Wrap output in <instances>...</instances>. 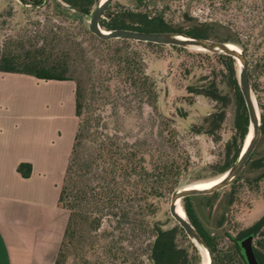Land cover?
I'll list each match as a JSON object with an SVG mask.
<instances>
[{"label": "trees", "instance_id": "obj_1", "mask_svg": "<svg viewBox=\"0 0 264 264\" xmlns=\"http://www.w3.org/2000/svg\"><path fill=\"white\" fill-rule=\"evenodd\" d=\"M19 1L22 4L31 3L32 6L43 2ZM49 1L60 11H67L62 3L73 8L76 12L72 14L77 18L88 15L99 3V0ZM148 13L122 10L109 12L110 16L106 20L100 19L98 25L105 31H174L162 21L161 13L154 17ZM207 26L202 24L177 31L234 44L245 55V49L237 38L225 37L215 29L211 30L215 35L210 36ZM83 29L98 49L88 85L80 79L72 78L68 72L66 56L57 55L46 44L47 38L55 37V31H50L36 48L20 50L5 43L0 50L2 73L23 74L42 81L74 82V116L77 123L58 195V204L66 212V222L52 264H64L69 253H74L76 258L78 256V264H144V260L149 264H201L199 251L177 224L162 228L168 219L167 213L161 210L162 204L193 170L186 151L176 138L171 120L164 116L150 118L147 130L143 128L144 132L140 136L130 140L123 136L124 132L120 128L125 117H140L144 105L155 111L157 100L154 83L145 74L141 58L133 50H128L129 44L146 47L162 45L120 39L102 40L89 33L86 26ZM169 47L185 50L176 46ZM197 55L213 58L223 68L218 85L213 84L197 93L217 99L225 90L223 97L227 95L233 100L234 106L233 135L226 143L220 160L206 167L210 177L216 178L231 167L241 150L247 135L248 118L238 88V66L235 61L221 54ZM246 75L255 93V84L252 81L250 84L247 71ZM106 106L111 110L109 117L113 127L110 131L101 117V111ZM259 111L260 138L234 180H243L244 187L255 193L259 192L264 182L263 105H259ZM223 115V107H220L203 122L206 126L203 133H209L213 140L217 138L207 127L211 125L217 129ZM100 122H103L102 127ZM16 170L22 177H27L30 169L29 165L20 164ZM227 187L231 188L232 184ZM222 189L207 195L182 198L180 206L187 221L208 245L212 264H250L248 259L240 255L238 247V242L247 237H253L250 244L254 246L255 258L259 264H264V231H261L264 218L237 236L220 229L224 210L235 201L232 191L217 202L215 212L218 214L212 227L206 228L196 215L192 200L207 198L211 201L208 205H211ZM102 222L106 223L104 228H101ZM223 237L227 238L229 245L219 247L218 240ZM255 238H258L256 246ZM88 240H91L90 247L84 250L85 244L88 248ZM88 253H91L90 258L85 256Z\"/></svg>", "mask_w": 264, "mask_h": 264}, {"label": "rangeland", "instance_id": "obj_2", "mask_svg": "<svg viewBox=\"0 0 264 264\" xmlns=\"http://www.w3.org/2000/svg\"><path fill=\"white\" fill-rule=\"evenodd\" d=\"M226 2L227 0H146L137 3L134 0H112L106 13L118 10L149 12L151 17L161 13L162 21L174 31L188 30L205 24L208 25L206 28L210 36L215 35V32L211 31L215 29L222 32L225 37L237 38L245 49L247 72L250 84L251 81L255 84L256 92L253 93L257 106H264V0ZM62 5L65 6L63 3ZM67 11L57 10L49 0H43L38 6H32L31 3L22 4L19 0H0V50L5 43L12 44L20 50L36 48L40 45L39 41L50 31H55L57 33L55 37L47 38L46 44L57 55L66 56L68 72L72 78L80 79L88 85V77L94 70L95 54L98 53V49L83 29L85 26L87 28V19L77 18L72 14V10ZM100 29L104 30L101 27ZM184 49L175 50L167 45L146 47L129 44L128 50H133L136 56L141 58L145 74L154 83L157 100L155 111L144 105L140 117L127 116L122 126L120 124L123 136L130 140L140 136L144 132L143 128L147 130L150 118L164 116L171 120L176 138L186 151L190 167L193 168L178 187L206 183L215 179L210 177V171L206 167L220 160L225 152L226 143L233 135V100L227 95L223 97L225 90L217 99L197 93L213 84L218 85L223 68L213 58L197 55L208 54L206 52L193 48ZM69 82L72 86L71 100L74 105V82ZM49 88L45 87L46 96ZM59 89L63 101L66 96L65 88ZM57 95L58 90H52L48 96ZM220 107H223L224 115L218 128H212L211 125L207 127L217 138L213 140L209 133H203L206 131L203 122ZM66 112L67 106L62 107V113ZM109 112L111 110L106 106L101 111V117L110 131L113 126ZM100 126H103V122H100ZM242 182L243 180L233 181L231 188L222 189L215 200H212L211 205H208L210 199L207 198L192 200L194 211L206 228L216 223L217 202L230 191L234 193L235 201L224 210L220 228L223 232L237 236L253 228L264 218V182L256 193L246 189ZM169 196L161 208L168 215L167 222L162 226L164 229L176 224L168 214ZM200 205L210 208H203ZM181 210L183 212L182 207ZM183 215L185 217L184 212ZM105 226L106 223L102 222L101 228ZM261 231H264V224ZM257 239L254 241L255 246ZM90 241L88 240V248L85 244L84 250L89 249ZM218 243L219 247L229 245L226 237L218 240ZM85 256L90 258L91 253ZM78 263V256L76 258L74 253H69L64 264ZM144 264L149 262L144 260Z\"/></svg>", "mask_w": 264, "mask_h": 264}, {"label": "crops", "instance_id": "obj_3", "mask_svg": "<svg viewBox=\"0 0 264 264\" xmlns=\"http://www.w3.org/2000/svg\"><path fill=\"white\" fill-rule=\"evenodd\" d=\"M45 87L58 95L46 96ZM71 93L69 81L0 72V264L53 263L66 222L58 195L76 129ZM20 164L29 165L27 177Z\"/></svg>", "mask_w": 264, "mask_h": 264}, {"label": "water", "instance_id": "obj_4", "mask_svg": "<svg viewBox=\"0 0 264 264\" xmlns=\"http://www.w3.org/2000/svg\"><path fill=\"white\" fill-rule=\"evenodd\" d=\"M111 1L112 0H104L103 2H101L100 0L99 3L93 8V10L88 15H82L87 19V29L89 33L93 34L95 37L102 40L120 39L135 42L152 43L157 45L176 46L181 48H193L195 50L203 51L206 53L221 54L228 56L235 60L238 66V88L248 118L247 135L249 134V130H251V136L248 142L244 146L247 138L246 135L243 146L239 151L235 161L225 173L217 177L220 178L218 182H215L214 184H211L206 188L200 189L188 188V186L178 187L174 189L169 196V216L176 222V224L182 229L186 237L190 240V242L193 243V245L197 248L201 258L202 255H205L206 264H212V254L208 245L202 239L200 234L194 229V227L190 225L184 215L183 217H180L176 214L175 208L176 203H178V205L180 206V200L184 197L207 195L229 186L241 172L245 162L247 161L249 155L252 154L256 143L260 138L261 116L259 107L257 106L256 99L254 97L253 90L250 88L247 79V63L244 52L238 46L231 43L203 39L195 36H190L181 32H141L127 29H115L104 31L100 29L98 25V20L102 15L104 17H107L105 11ZM64 7L69 10H72L73 12H76L71 7ZM252 240L253 237H247L246 239H242L241 241H239L238 247L241 249V255L248 259L250 264H258L255 255L252 249L250 248V242H252Z\"/></svg>", "mask_w": 264, "mask_h": 264}, {"label": "bare ground", "instance_id": "obj_5", "mask_svg": "<svg viewBox=\"0 0 264 264\" xmlns=\"http://www.w3.org/2000/svg\"><path fill=\"white\" fill-rule=\"evenodd\" d=\"M104 0H101V2H103ZM254 100V99H253ZM251 136V130H249V134L247 135V138H246V141H245V144L244 146L246 145V143L248 142L249 138ZM220 180V178H216L212 181H209V182H206V183H200V184H196V185H191V186H188V188H206L208 186H210L211 184H214L215 182H218ZM176 214L180 217H183V212L180 208V206L178 205V203H176ZM201 264H206V257L205 255H202V261H201Z\"/></svg>", "mask_w": 264, "mask_h": 264}, {"label": "flooded vegetation", "instance_id": "obj_6", "mask_svg": "<svg viewBox=\"0 0 264 264\" xmlns=\"http://www.w3.org/2000/svg\"><path fill=\"white\" fill-rule=\"evenodd\" d=\"M137 1H139V2H137V3H142L143 1H146V0H137ZM136 2V1H135ZM110 5V4H109ZM109 5H108V7H109ZM108 7H107V9H108ZM107 9H106V11H107ZM106 11H105V13H106ZM107 14V17H104L103 15L99 18V20L100 19H104V20H106L110 15H109V13H106ZM99 20H98V22H99ZM239 243V242H238ZM254 246H253V244L251 243L250 244V248L252 249V251H253V253H254V248H253ZM239 253H240V255H241V249L239 248ZM242 256V255H241ZM243 257V256H242ZM245 258V257H244ZM258 262V261H257ZM259 264V263H258Z\"/></svg>", "mask_w": 264, "mask_h": 264}]
</instances>
